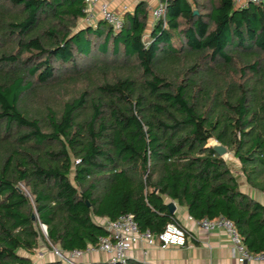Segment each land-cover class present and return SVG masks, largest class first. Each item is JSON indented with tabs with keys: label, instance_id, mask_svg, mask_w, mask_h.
Returning <instances> with one entry per match:
<instances>
[{
	"label": "trees",
	"instance_id": "trees-1",
	"mask_svg": "<svg viewBox=\"0 0 264 264\" xmlns=\"http://www.w3.org/2000/svg\"><path fill=\"white\" fill-rule=\"evenodd\" d=\"M160 3L151 29L142 2L114 31L79 26L85 0H0V264H68L20 253L98 249L124 215L157 236L181 225L166 199L264 252V205L208 146L264 192V0Z\"/></svg>",
	"mask_w": 264,
	"mask_h": 264
},
{
	"label": "crops",
	"instance_id": "crops-1",
	"mask_svg": "<svg viewBox=\"0 0 264 264\" xmlns=\"http://www.w3.org/2000/svg\"><path fill=\"white\" fill-rule=\"evenodd\" d=\"M109 5L110 9L125 16L129 12H133L139 3H145L149 11L148 27L151 29L155 22L152 17V10L155 9L160 0H101ZM99 6L90 9V13L94 16L95 21H101ZM86 19V18H85ZM97 24V23H96ZM95 24V25H96ZM92 25V26H95ZM89 26L82 25L80 27ZM91 26V25H90ZM229 157L230 152L227 154ZM226 155V156H227ZM226 156L224 157L227 162ZM231 159L236 167L240 169V163L231 155ZM230 166V163L227 162ZM232 170V169H231ZM238 177L240 189L243 193L264 205V192L251 188L245 181L242 172L232 170ZM165 202L169 205H175L174 215L179 220L180 224L187 230L188 238L185 247L169 246L162 248L159 244L151 247L146 242H139L129 253V259L140 264H240L233 252L231 241L223 230L205 231L198 224L197 220L190 217L188 210L185 207L179 206L176 202L166 199ZM102 224L105 220L100 221ZM109 255L103 251L83 255L77 264H90L107 262ZM245 264H264V262H248Z\"/></svg>",
	"mask_w": 264,
	"mask_h": 264
},
{
	"label": "built area",
	"instance_id": "built-area-1",
	"mask_svg": "<svg viewBox=\"0 0 264 264\" xmlns=\"http://www.w3.org/2000/svg\"><path fill=\"white\" fill-rule=\"evenodd\" d=\"M87 4L88 21H91L93 16L90 9L99 6L101 19L105 21L114 31H120L124 26V17L119 13L110 9L109 5L101 0H85ZM261 0H236L238 6H245L250 3H260ZM164 16V6L159 3L152 10V17L158 20ZM197 224L205 231L223 230L229 237L233 252L240 264L248 262H264V252L260 254L250 253L243 243L240 233L235 228L234 224L225 218H216L213 220L203 219L197 221ZM109 236L101 240L100 247L89 248L86 252L74 251L71 254H61V257L68 264H77L76 259L83 255L97 250L103 251L109 255L107 264L125 263L129 259V253L132 248L139 242H146L148 246L159 244L162 248L169 246L185 247L188 238L187 230L179 224L170 223L164 231L155 236L149 231H141L131 215H124L116 221L105 220L103 223ZM45 228V227H44ZM46 231V228H45Z\"/></svg>",
	"mask_w": 264,
	"mask_h": 264
},
{
	"label": "rangeland",
	"instance_id": "rangeland-1",
	"mask_svg": "<svg viewBox=\"0 0 264 264\" xmlns=\"http://www.w3.org/2000/svg\"><path fill=\"white\" fill-rule=\"evenodd\" d=\"M96 23H97V21H95V18L93 16L91 21H88L87 18L80 20L79 26H82V25H89V26L91 25L92 26V25H95ZM82 86H83V83H81V82H77V83H73V84L67 83L65 86V89H62V88L59 89L57 87L58 89L57 88L56 89L58 91V94L57 93H53V94L51 93L52 98L54 99L55 103L62 104V102H64L67 98H69V97H71V95H73L75 90L82 88ZM42 100H44L43 96H42ZM215 144L217 145L218 143L216 141H215V143H213L210 140L208 142V146H213ZM231 155H232V153H231ZM231 155H230V157L228 155L226 156L227 162L230 163V166H229L230 169L234 170L239 175L238 171H240V169L238 167H236L235 163L233 162V159H231V157H232ZM21 190L24 191L27 196L30 195L29 189L26 188L24 185H21ZM42 232L46 236V231H45L44 227L42 228ZM20 254L29 257L35 263H44V262H49V261H61L63 263H67L66 260H64V258L61 257V254H64V253L59 251L56 247H52L50 245L48 246V243H46L45 241H40L39 247L35 251L34 254H27L24 252H21ZM77 260H79V259H76L75 262Z\"/></svg>",
	"mask_w": 264,
	"mask_h": 264
},
{
	"label": "water",
	"instance_id": "water-1",
	"mask_svg": "<svg viewBox=\"0 0 264 264\" xmlns=\"http://www.w3.org/2000/svg\"><path fill=\"white\" fill-rule=\"evenodd\" d=\"M212 148L214 149V151L218 155H220L223 158L228 154V150L224 146H222L220 144H217V145L215 144V145L212 146ZM86 204L89 206V203L88 202H86ZM168 208H169V211H170L171 214H174L175 213V209L176 208H175V205L173 203H170L168 205ZM32 218L35 219V216H32Z\"/></svg>",
	"mask_w": 264,
	"mask_h": 264
},
{
	"label": "bare ground",
	"instance_id": "bare-ground-1",
	"mask_svg": "<svg viewBox=\"0 0 264 264\" xmlns=\"http://www.w3.org/2000/svg\"><path fill=\"white\" fill-rule=\"evenodd\" d=\"M213 143H215V141L212 140Z\"/></svg>",
	"mask_w": 264,
	"mask_h": 264
}]
</instances>
